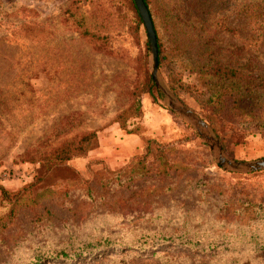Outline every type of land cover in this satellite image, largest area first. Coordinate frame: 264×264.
I'll list each match as a JSON object with an SVG mask.
<instances>
[{
	"label": "rangeland",
	"instance_id": "1",
	"mask_svg": "<svg viewBox=\"0 0 264 264\" xmlns=\"http://www.w3.org/2000/svg\"><path fill=\"white\" fill-rule=\"evenodd\" d=\"M124 1L0 0V186L7 191L21 192L38 180L41 164L24 160L25 153L42 141L57 144L65 133L89 130L98 131L99 136L114 125L128 136L116 122L117 117L128 107L130 92L138 82V58L148 53L151 74L152 57L145 25L133 35L129 24L121 19L124 12L134 19V12ZM185 2L157 0L162 11V18L157 19L159 40L175 60L170 67L159 66L162 84L179 103L202 118L220 142L218 120H230L226 128L234 132V128L257 132L242 116H259L257 111L264 110L262 103L247 96L235 109L231 104L236 97L233 92L224 97L230 102L212 106L207 101L226 92L230 81L246 88L251 84L247 82L255 79L264 87V0L216 1L205 17H197ZM83 20L90 32L99 33V25L104 23L103 33H99L104 39L93 41L86 35L79 24ZM174 25L180 29L175 35L179 37L177 43L186 45L181 49L176 48L171 31ZM193 34L198 42L190 47ZM213 66L235 72L238 78L221 79L214 75L218 72ZM172 78L185 83L186 90L174 91ZM157 91L156 101L149 94L143 97L144 117L129 126V130L139 124L143 128L141 134H132L141 138L134 155L125 161L117 156L119 164L110 165L98 156L99 146L88 157L74 159L48 174L42 183L46 195L39 203H51L49 195L56 187L70 189L67 201L71 195L78 196L79 190L83 195L94 181L106 176V171L118 172L135 156L143 155L144 138L175 144L180 149L179 159L202 165V154L209 152L216 166L208 173L217 177L236 181L255 174L224 171L196 129L172 111L167 98ZM221 145L232 160L264 158V138L259 135L227 150ZM72 180L80 181V185L73 187L77 182ZM187 189L176 198L144 197L134 212L125 208L121 216L115 207L99 206L90 211L78 205V211L70 214L68 206H56L55 220L31 227L27 226L32 216L44 210L29 203L31 210L16 225L7 248L0 246V264H32L37 253L42 254V264H247L264 259V251L254 254L255 244L264 245V220L259 224V237L246 244L247 227L242 216L224 214L216 202L198 205L190 198L191 188ZM8 209V204L0 202V214ZM177 232L185 237L173 236ZM209 240L218 242V247H209ZM61 249L70 255H54Z\"/></svg>",
	"mask_w": 264,
	"mask_h": 264
},
{
	"label": "trees",
	"instance_id": "2",
	"mask_svg": "<svg viewBox=\"0 0 264 264\" xmlns=\"http://www.w3.org/2000/svg\"><path fill=\"white\" fill-rule=\"evenodd\" d=\"M216 1L223 2L224 0H186L185 4L197 17H205L210 13L211 7ZM144 2L149 10L157 34L159 66L165 65L166 67H170L175 60L172 58L167 46L163 45L159 40L157 19L158 17L162 18V15H160L162 12L161 8L157 0H144ZM124 3L129 11L134 12V19L128 12H124V16L121 19L124 23L129 24L131 34L137 35L141 27H144V22L134 0H125ZM174 17L175 15L172 14V19ZM109 18L110 15H107V19ZM105 21L106 17L102 22ZM79 24L86 29L84 33L86 31V35L91 37L93 41L95 39H104L99 34L103 33L104 23H101V26L99 25V33L96 30L90 32L86 28L85 20L80 21ZM93 26L96 27L95 25ZM171 31L174 34V39H176V48L181 49L185 47L186 45L177 43L179 37L175 36L179 33L180 29L174 25ZM204 35L207 36L209 34ZM197 42V37L193 34L189 40L190 47ZM137 61L139 63V68H137L138 82L130 92L128 107L119 113L116 121L128 135L141 134L142 132L143 128L140 124L134 130H129V126L132 122L144 117L143 97L149 94L156 101L157 95L159 96L149 72L148 53H142ZM216 65H219V63H216ZM211 68L214 72H218L214 75H218L221 79L225 78V80H230L238 78V74L235 72L221 68L216 70L215 66ZM170 83L177 93L184 92L187 88L186 84L180 80L172 78L170 79ZM247 83L251 84L246 88H241L240 84L237 87L235 83L230 81L229 89L226 92L221 93L215 99L214 95L207 103L214 106L215 104L230 102V100L224 97L233 92L236 97L231 104H233L232 107L235 105V109L237 108L236 105L240 104V99H244L247 96L254 99L256 103H262L264 106V87L256 83L255 79ZM201 105L203 107V103ZM257 112L259 116H242V118L248 120L249 127L258 129L257 132H248L247 129L242 132L238 128H234V132L226 128V125L232 123L230 120H226V122L222 120L215 121V123L220 124V126L218 125V136L226 150L232 145L237 146L243 144L249 136L259 135L264 138V110ZM204 115L214 121L213 118L209 117L211 116L209 113H204ZM60 135H56V138L60 137ZM63 136L59 138L62 140L56 142L57 144L42 141L37 147L25 153L24 161L40 163L42 166L40 176L36 182L25 187L21 192L16 193H11L0 186V190L2 191L0 202L2 205L8 204L9 206L6 213L0 214V246L4 245L7 248L8 241L11 239L16 225L21 223L23 214H27L28 210H31L32 206L29 203L32 202H34L35 207L39 206L44 212L39 214L35 213L27 227L40 223L50 224L57 217L56 206H68L67 213L70 214H75L78 211V205L84 206L86 209H90V211L99 206L115 207V210L121 216L122 210L125 208H131L129 211L134 212V209L144 197L154 200H163L171 197L176 198V196H183L182 191L188 190V187L191 188L190 190L193 193L190 195V198L196 204L209 205L212 202H216L220 204L224 214L232 217L242 216V222L244 223V220H246V244H250V240L259 237V224L264 220V172L241 176L243 178L236 181L230 180L227 176L217 177L208 173V169L216 166L209 152L202 154V161L205 162L204 165L188 160H181L179 159L177 151L180 150L178 149L179 146L172 143L164 144L155 138H144L146 149L143 155L135 156L125 168L118 172L112 173L106 171V176L94 181L83 195L82 193L84 191L79 190L80 194L78 196L71 195L67 201L66 197L69 196L70 189L67 186H63V188L56 187L52 195H49V200L52 201L51 203L47 206L41 204V202L39 203L42 196L46 195L42 183L48 174L57 168L67 165L74 159L88 157L90 153L100 146L98 131L96 130L84 131L73 135L65 133ZM73 181L77 183H73ZM72 183L73 187L80 185V181L78 180H72ZM57 201H60V203ZM182 202H184V199ZM29 229L23 230V235L29 233ZM178 234L180 237H185L181 232H177L173 236ZM164 236V238L167 237V235ZM170 236L173 237L172 235ZM211 240L208 243L209 247H218V242H211ZM219 245L225 246L224 243ZM263 251L264 245H259L258 243L254 245L255 255ZM41 255V253H37L32 264H42L43 258ZM54 255L67 258L70 254L65 252L64 249H61L58 252H54ZM247 264H264V259H260L258 263L248 262Z\"/></svg>",
	"mask_w": 264,
	"mask_h": 264
},
{
	"label": "water",
	"instance_id": "3",
	"mask_svg": "<svg viewBox=\"0 0 264 264\" xmlns=\"http://www.w3.org/2000/svg\"><path fill=\"white\" fill-rule=\"evenodd\" d=\"M134 2L144 22L150 42V54L152 57L151 75L157 89L167 98V106L196 129L198 135L205 140L209 145L211 152L214 153L216 163L224 171L237 174H250L264 171V158L247 162L228 158L224 153L220 140L210 129L209 125L195 112L179 103L178 100L165 88L159 76L157 34L149 10L144 0H134Z\"/></svg>",
	"mask_w": 264,
	"mask_h": 264
},
{
	"label": "crops",
	"instance_id": "4",
	"mask_svg": "<svg viewBox=\"0 0 264 264\" xmlns=\"http://www.w3.org/2000/svg\"><path fill=\"white\" fill-rule=\"evenodd\" d=\"M100 148L98 156L109 162L110 165H118L117 156H123L122 161L134 155L141 146V138L137 135H122L117 125L100 132ZM124 137V138H123ZM123 147L124 151H117V147Z\"/></svg>",
	"mask_w": 264,
	"mask_h": 264
}]
</instances>
